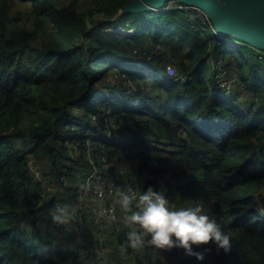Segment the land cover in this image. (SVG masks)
Masks as SVG:
<instances>
[{
	"label": "trees",
	"instance_id": "1",
	"mask_svg": "<svg viewBox=\"0 0 264 264\" xmlns=\"http://www.w3.org/2000/svg\"><path fill=\"white\" fill-rule=\"evenodd\" d=\"M19 1L30 8L19 9ZM117 2L0 0V264H97L94 253L81 252L88 239L65 244L48 231L57 228L42 217L47 202L33 192L28 167L31 157L49 181L67 178L65 191L76 201L77 180L92 166L74 143L94 134L110 178L165 190L173 207L212 201L232 249L194 245L211 249L201 261L173 247L175 264H264V55L239 39L231 46V35L195 33L178 8L120 13L117 23L103 24L136 15L126 25L133 33L92 36L97 28L86 16L103 10L112 18L125 4ZM185 26L186 45L176 41ZM82 36L91 41H77ZM211 44L214 56L236 63L256 101L208 77ZM169 57L182 78L168 76ZM57 194L51 199L64 193Z\"/></svg>",
	"mask_w": 264,
	"mask_h": 264
},
{
	"label": "clouds",
	"instance_id": "2",
	"mask_svg": "<svg viewBox=\"0 0 264 264\" xmlns=\"http://www.w3.org/2000/svg\"><path fill=\"white\" fill-rule=\"evenodd\" d=\"M80 187L87 190L89 183L84 182ZM117 192L122 223L128 229L125 242L119 245L122 253L129 248H142L147 243L157 249L183 248L185 254L202 261L211 249L198 250L194 245L211 241L218 252L232 249L231 233L205 212L201 203L173 207L166 191L151 185L140 192L132 189H117ZM48 217L51 226L60 229L64 237L79 233L78 206L75 203L56 202L48 209Z\"/></svg>",
	"mask_w": 264,
	"mask_h": 264
},
{
	"label": "built area",
	"instance_id": "3",
	"mask_svg": "<svg viewBox=\"0 0 264 264\" xmlns=\"http://www.w3.org/2000/svg\"><path fill=\"white\" fill-rule=\"evenodd\" d=\"M165 4L164 7L161 8L162 10L178 8L184 10L186 15L200 16L204 19V21L211 22L205 11L198 7L185 4L179 0H168ZM213 32L215 33V28L213 29ZM175 64L176 60L172 57H169L165 64V70L168 76L171 78H182L183 75L181 73H177ZM238 81L239 79L236 83H238ZM93 119H96V115H93ZM107 124L108 123H106V125ZM96 136L97 134L89 135L86 136L82 142L77 140L74 143V148H78L79 145L85 147L87 160L92 166V169L84 178L81 177L77 180V183L80 185L84 182L89 183V188L87 190H84L80 187L78 192L81 198L79 205L82 204L81 201H84L87 198L88 203L93 208L90 218L92 219L97 231L121 229L119 220L120 216L122 215V210L118 201L117 189H132L136 192L143 191L144 189H140L132 183H127L123 180L109 177L108 173L105 172L107 153L97 150V144H94L93 141V138ZM107 136H109V133H107ZM28 167L34 183L33 192H35L40 197V201L47 202L43 209L42 217L50 222L48 217V209L56 202L62 201V198L59 196L54 199H51V197L55 195H61L57 194V192L64 193V187L69 186L68 179L62 177V185L57 182L49 181L42 175L39 167L31 157L28 159ZM122 230L124 231L125 242L128 229L125 228ZM90 251L91 245L87 244L84 246L81 252L84 254H89ZM82 259V255L77 258V260Z\"/></svg>",
	"mask_w": 264,
	"mask_h": 264
},
{
	"label": "rangeland",
	"instance_id": "4",
	"mask_svg": "<svg viewBox=\"0 0 264 264\" xmlns=\"http://www.w3.org/2000/svg\"><path fill=\"white\" fill-rule=\"evenodd\" d=\"M117 4L119 5V2H123V3H127L129 0H117ZM164 7V6H163ZM19 9H23V10H28L30 8V2L29 1H19ZM162 10V9H159ZM111 16V14H107L106 11H100V12H94L90 15H88V17L86 16V23L88 25L89 28H93L96 27V31L94 33H92L91 35H99L102 31L106 32V33H111V32H123V30L121 28L126 29V31H124V33H133L134 29H130L127 28L126 25L130 24L132 22L131 18L136 17L131 15L129 17H127L125 20L122 21V23L118 24V26H114L112 27L109 26V24L105 25L103 24L104 21H113V23H117L118 22V15H119V10L116 13L115 16H113L112 18H110L109 16ZM184 16L189 20L188 23L190 24V29L192 31H194L195 33L197 32H204V35H213V31L210 30L209 32L206 31L207 28H212V22H208V21H204L203 18H201L200 16H190V15H186L184 13ZM131 17V18H130ZM150 17V16H147ZM185 19V18H184ZM186 20V19H185ZM184 31H183V35L178 37L176 39V41L178 39H181L184 43V45H186V39L191 35V33H188L190 30L188 29V27H183ZM130 32H129V31ZM121 32V33H122ZM233 38H231V36L228 38H226V41L231 43V46H239L242 44L241 41H238V39L234 36H232ZM78 40H85V41H91V39H89V37H84L82 36L81 38L77 39ZM213 49V44L210 45L209 47V55L207 56V60H208V65L210 68L209 71V76L208 77H212L214 79V81L220 86V87H227V88H232V85H235L234 89L237 90L240 94V99H249L247 100L246 103H249L251 101H256V95L253 92L251 93H246L244 86L242 85L241 81H240V77H238L237 73V67H236V63L232 62V64H228V58H223V54L222 55H213L212 52ZM259 53L261 55H264V51L259 50ZM239 79L240 84H235L237 82V80ZM242 85V86H241ZM233 88L231 91H235ZM246 107V104H242L240 103V109H244ZM92 121H95V123H98V117L96 114V119H93L92 116ZM88 125V124H87ZM97 131H100L101 129H99L97 126H95ZM16 147H18V144H16ZM69 153H72L71 150H69ZM109 165L108 163H106L105 165V172L108 169ZM192 176L193 177H198V172H192ZM69 183V180H68ZM136 187L140 188L139 186H137L136 184H134ZM70 186V184H69ZM68 186V187H69ZM142 189V188H140ZM80 190V188H79ZM78 190V191H79ZM63 196H61L62 198H64L66 201L70 198V194L67 193L65 191V189H63ZM72 195V193H71ZM75 196V195H72ZM80 198V194L78 193L77 196ZM195 203H201L203 204V210L205 212H207L210 216H214L212 209H211V204L212 201L210 199H205V200H192L190 202V205L195 204ZM178 206H181L180 204H178ZM183 206H188V205H183ZM82 204L79 205L78 209L79 211L82 210ZM127 228V227H126ZM48 231H53L55 232V237H58V233H56V231L52 230H48ZM83 234V229H80V235ZM74 237H76L75 243H77L78 238L76 235H74ZM74 237L70 236V238H67L65 241V244H68V240L70 241H74ZM101 237V241H103L104 239V244H106L109 247V250L107 246H105L104 248L102 247L101 250H96L97 252L102 251L103 253H109L106 256L105 261L103 262V264H136V261H143L146 264H175V260L177 259V257L175 255L172 254V252L168 249H160V250H155L153 252V250H149L150 255H147V251L144 248H131L130 251H127L126 253H122L119 249L114 246L107 238V235L105 236L104 233H102L100 235ZM93 239H96V236H93ZM96 241V240H94ZM147 244V243H146ZM120 245V244H119ZM150 245V244H147ZM97 248V247H96ZM95 248V249H96ZM118 250V251H117ZM95 252V251H94ZM142 258V259H141Z\"/></svg>",
	"mask_w": 264,
	"mask_h": 264
},
{
	"label": "water",
	"instance_id": "5",
	"mask_svg": "<svg viewBox=\"0 0 264 264\" xmlns=\"http://www.w3.org/2000/svg\"><path fill=\"white\" fill-rule=\"evenodd\" d=\"M168 0H129L120 13L159 10ZM205 11L215 28L214 36L231 35L264 51V0H179Z\"/></svg>",
	"mask_w": 264,
	"mask_h": 264
},
{
	"label": "crops",
	"instance_id": "6",
	"mask_svg": "<svg viewBox=\"0 0 264 264\" xmlns=\"http://www.w3.org/2000/svg\"><path fill=\"white\" fill-rule=\"evenodd\" d=\"M79 192V191H78ZM64 201H66L64 199ZM68 202H72L75 203L78 207H79V198H76V201H71V200H67ZM82 203V210L79 211L78 209V223L80 225V229H83V234L80 235V230L79 233H73L71 236L74 237V235L78 236V241L79 240H83L84 239H88V243L89 245H91V251L92 253H94V256L92 257L93 261L96 262L97 264H103V262L106 259L107 254L109 253H103L102 251L97 252L96 250H101V248L107 246L106 244H104V239L103 241H101V237L100 235L102 233L105 234V236L107 235V238L110 239L109 241L116 246L119 249V244L124 242V237L120 236L119 238H117L116 232L112 231V229L110 230H103V231H97L95 229V225L92 221V219L90 218V214L93 211L92 206L88 203L87 198L84 201H81ZM119 224H120V228L121 229H125L126 226L122 223V215L120 216V220H119ZM54 231H56V233H58V242L63 241L65 243L67 238H70V236L68 237H64L62 234V231L59 229H53ZM96 236V239H93V236ZM114 235L116 236V238L114 237ZM75 240L76 237H74V241H69L68 240V244H75ZM96 240V241H94ZM84 244V243H83ZM70 246H74V245H70ZM97 247V248H96ZM108 247V246H107ZM96 248V249H95ZM109 250V247L108 249ZM95 251V252H94ZM118 251V250H117Z\"/></svg>",
	"mask_w": 264,
	"mask_h": 264
},
{
	"label": "bare ground",
	"instance_id": "7",
	"mask_svg": "<svg viewBox=\"0 0 264 264\" xmlns=\"http://www.w3.org/2000/svg\"><path fill=\"white\" fill-rule=\"evenodd\" d=\"M122 30H123V33H124V31H126V30H124L123 28H121ZM122 32V31H121ZM232 37V36H231ZM226 40V39H225Z\"/></svg>",
	"mask_w": 264,
	"mask_h": 264
}]
</instances>
